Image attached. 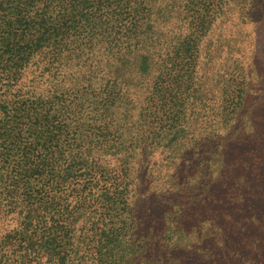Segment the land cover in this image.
<instances>
[{
	"label": "trees",
	"instance_id": "obj_1",
	"mask_svg": "<svg viewBox=\"0 0 264 264\" xmlns=\"http://www.w3.org/2000/svg\"><path fill=\"white\" fill-rule=\"evenodd\" d=\"M10 221L0 264H264V0H0Z\"/></svg>",
	"mask_w": 264,
	"mask_h": 264
},
{
	"label": "rangeland",
	"instance_id": "obj_2",
	"mask_svg": "<svg viewBox=\"0 0 264 264\" xmlns=\"http://www.w3.org/2000/svg\"><path fill=\"white\" fill-rule=\"evenodd\" d=\"M16 226H17V223L13 221H10L8 225L7 223L5 225L0 223V235H3L7 230L10 231L11 229L16 228Z\"/></svg>",
	"mask_w": 264,
	"mask_h": 264
}]
</instances>
